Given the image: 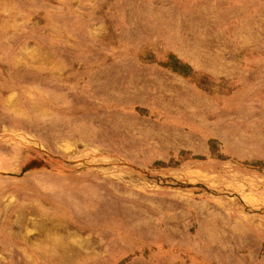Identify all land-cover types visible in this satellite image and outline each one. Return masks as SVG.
<instances>
[{
    "label": "rangeland",
    "instance_id": "obj_1",
    "mask_svg": "<svg viewBox=\"0 0 264 264\" xmlns=\"http://www.w3.org/2000/svg\"><path fill=\"white\" fill-rule=\"evenodd\" d=\"M0 264H264V0H0Z\"/></svg>",
    "mask_w": 264,
    "mask_h": 264
}]
</instances>
